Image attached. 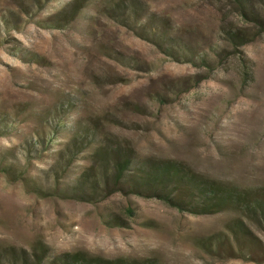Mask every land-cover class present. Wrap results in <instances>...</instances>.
Masks as SVG:
<instances>
[{"label": "rangeland", "instance_id": "374dc122", "mask_svg": "<svg viewBox=\"0 0 264 264\" xmlns=\"http://www.w3.org/2000/svg\"><path fill=\"white\" fill-rule=\"evenodd\" d=\"M69 1L0 0V165L16 171L14 178L0 172V264L75 252L264 264L223 258L206 244L227 233L236 213L194 215L116 191L84 200L70 182L92 165L91 147L67 165L71 134L53 130L72 124L92 146H129L145 159L264 189V0H252L257 19L245 18L234 0H136V22L110 16L111 0L96 1L54 27ZM148 14L158 37L179 40L177 56L170 41L151 38ZM250 228L264 243L263 226Z\"/></svg>", "mask_w": 264, "mask_h": 264}, {"label": "trees", "instance_id": "16d2710c", "mask_svg": "<svg viewBox=\"0 0 264 264\" xmlns=\"http://www.w3.org/2000/svg\"><path fill=\"white\" fill-rule=\"evenodd\" d=\"M96 1L102 5L106 2V0L69 1L55 15L54 24L56 25L54 27L63 28L74 20L86 4H94ZM125 2V0H111L106 10L114 18L126 22L129 19L127 15H129L136 22L141 4L136 0H131L132 6L127 14L128 5ZM234 3L245 18L257 19L252 0H234ZM147 17L151 25V38L157 37L161 44H165V39L170 41L172 44L169 46L171 55L177 56L173 46L178 47L179 40L170 39L169 36H164L163 39L160 36L158 37V33L154 30L156 28L154 17L150 14ZM142 25L140 23V27L136 29L140 28V35L145 36L147 30ZM242 36L244 35L242 34ZM244 73L245 75L247 74L245 71ZM53 130L71 134V137L67 136L66 138L70 139L73 146L70 147L69 144H65V149L69 156H62L63 159L66 158L67 165H70L68 162L74 158L77 153L76 151L80 150L79 148L88 150L91 147V154H88L86 157L92 159V165L85 167L77 175V179L70 182L75 192H78L84 200L91 199L100 190L105 195L116 191L122 194L155 197L179 211H185L194 215L219 212L236 213V216L226 225L227 233H220L209 237L206 244L223 258H240L255 262L264 261V243L253 236L254 234L250 228V225L253 224L258 227L263 226L264 228V189L240 188L217 181L216 179H210L194 172L185 164L178 161L145 159L140 157L129 146L122 147L118 145L114 148H106L101 143L97 146H92L88 144L90 139L87 143H84L88 139V133L72 124L65 125L60 123L59 126H53ZM92 134L95 138L93 131ZM42 138L44 137L42 136ZM73 148H75L74 151ZM95 163L98 164L99 173L96 171ZM0 172L13 178L14 174H16L12 165H0ZM79 178L81 179L80 181L78 180ZM113 220L114 218H106L105 222L111 223ZM45 257L43 256L42 258ZM23 258L21 264H27V258ZM37 258L40 259L39 257ZM35 264L160 263L155 261V259H107L75 252L61 254L47 262L45 259L35 260Z\"/></svg>", "mask_w": 264, "mask_h": 264}]
</instances>
